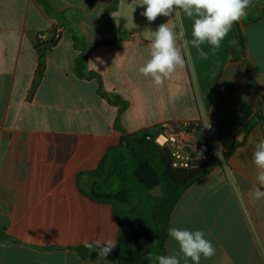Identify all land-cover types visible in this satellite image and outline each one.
I'll use <instances>...</instances> for the list:
<instances>
[{
	"label": "crops",
	"instance_id": "0c3cea01",
	"mask_svg": "<svg viewBox=\"0 0 264 264\" xmlns=\"http://www.w3.org/2000/svg\"><path fill=\"white\" fill-rule=\"evenodd\" d=\"M45 1L86 44H98L87 59L95 77H77L80 50L64 18L48 15L38 0H0V264H118L112 253L103 259L77 251L85 240L106 238L117 241L116 249L120 230L112 207L86 196L78 175L94 171L124 134L155 136L166 123L201 127L214 152L217 142L223 152L241 142L227 164L185 191L170 227L204 231L216 252L200 264H264V198L254 196L264 187L252 160L264 139L263 118L250 134L242 132L264 108V17L250 23L246 15L220 47L203 44L204 55L191 49L185 67L156 86L138 69L150 59L159 25L179 31L174 13L149 22L139 0H118L110 15L116 48L104 43L115 38L104 16L109 0ZM182 18L191 40L193 20ZM54 27L61 38L33 89L37 36ZM237 29L246 51L235 60ZM115 97L126 102L124 110L109 100ZM167 239L166 256L176 254L178 244Z\"/></svg>",
	"mask_w": 264,
	"mask_h": 264
},
{
	"label": "trees",
	"instance_id": "16d2710c",
	"mask_svg": "<svg viewBox=\"0 0 264 264\" xmlns=\"http://www.w3.org/2000/svg\"><path fill=\"white\" fill-rule=\"evenodd\" d=\"M46 13L52 17L64 18V14L57 13L45 0H38ZM118 8V0H109L104 11L106 24L112 30L114 39L104 41L113 47L119 46L116 40L117 31L111 21V13ZM247 10V22L253 23L264 17V0H252ZM66 21V27L73 32L76 47L80 50L75 61V72L79 78H94L95 74L87 72V59L90 50L98 44H90L78 35V28ZM40 35L44 36L40 38ZM62 29L54 27L47 33H39L36 41V51L39 63L36 70L33 89L38 86L46 70V55L60 40ZM84 41V42H83ZM246 51V38L242 32L236 30V44L233 48V59H240ZM252 81L254 76L249 72ZM99 92L106 95L99 87ZM112 103L124 110L127 105L119 97L110 98ZM245 125L242 132L250 134L263 118L264 108ZM120 128L119 125H117ZM121 129V128H120ZM196 136L202 133L201 127L194 124L186 128ZM153 134L140 131L135 134L123 135L121 143L108 149L99 166L91 172L78 175L83 193L90 199L109 204L112 212L120 224L118 246L111 253L117 258L118 264H157L158 255L166 256V243L169 238L168 229L171 226V215L185 191L201 178L206 176L215 165L227 164L236 148L241 144L234 141L231 148L223 152L219 159L215 152L206 147L203 157L199 158L198 149L191 157L186 168L175 167L171 153L153 140ZM81 256L96 252L84 246L77 248ZM151 255L152 259L148 257Z\"/></svg>",
	"mask_w": 264,
	"mask_h": 264
},
{
	"label": "clouds",
	"instance_id": "9594fccd",
	"mask_svg": "<svg viewBox=\"0 0 264 264\" xmlns=\"http://www.w3.org/2000/svg\"><path fill=\"white\" fill-rule=\"evenodd\" d=\"M251 2L252 0H139L137 4L146 6L141 15L149 22L155 21L158 16H172L173 13L179 21L178 32L170 28L168 23L159 25L153 32L150 59L138 69L139 73L151 77L156 86L163 85L178 67H185L187 60L191 59V49L195 48L204 55L201 46L206 42L213 47H220L221 41L229 34L233 25L246 16V9ZM182 14L193 20L191 40L186 38ZM204 127H211L207 116ZM205 150L197 152L199 158L203 157ZM223 151V146L217 142L215 155L219 159L223 158ZM252 160L258 170L256 179L264 187V139H260L255 145ZM254 196L260 200L264 198V191L257 188ZM168 235L178 244L179 250L174 255L156 256L157 264H181V258L183 264H189V260L192 264H200L202 257L210 259L215 255V246L205 238L202 230L191 231L172 226L168 229ZM116 245L117 241L112 238L84 241V247L103 259ZM148 258L151 260V255Z\"/></svg>",
	"mask_w": 264,
	"mask_h": 264
},
{
	"label": "built area",
	"instance_id": "2783aa9c",
	"mask_svg": "<svg viewBox=\"0 0 264 264\" xmlns=\"http://www.w3.org/2000/svg\"><path fill=\"white\" fill-rule=\"evenodd\" d=\"M44 36L40 35V38ZM190 137L186 126H177L173 123H166L153 137L155 143L166 148L171 153L175 167H188L192 155L202 147H198Z\"/></svg>",
	"mask_w": 264,
	"mask_h": 264
},
{
	"label": "rangeland",
	"instance_id": "374dc122",
	"mask_svg": "<svg viewBox=\"0 0 264 264\" xmlns=\"http://www.w3.org/2000/svg\"><path fill=\"white\" fill-rule=\"evenodd\" d=\"M188 127V125H186V128ZM202 133V136L201 134L199 136H196V134L194 132H190L189 131V134H190V137H193V141L195 142L196 145H198V147L200 146V144L202 145V147H200V149H203L206 147V136H205V133L201 132Z\"/></svg>",
	"mask_w": 264,
	"mask_h": 264
}]
</instances>
